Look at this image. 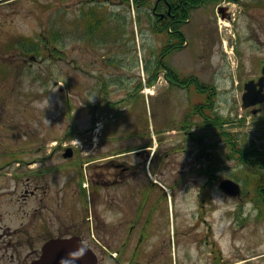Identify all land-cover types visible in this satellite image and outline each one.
<instances>
[{"label":"rangeland","instance_id":"obj_1","mask_svg":"<svg viewBox=\"0 0 264 264\" xmlns=\"http://www.w3.org/2000/svg\"><path fill=\"white\" fill-rule=\"evenodd\" d=\"M83 1L85 0H68L66 3L61 0H15L11 4L0 6V61L11 62L17 68L12 75L5 79L0 78V163L3 160H11L14 155L10 154V151L20 150L19 148L27 151L23 150L24 153L18 155L24 160H30L54 146L69 145L74 156L68 163L59 156L57 158V154L45 161L47 168L52 167V174L47 176V182L56 180L61 185L64 179H60V174L54 172H62L57 166L59 163L65 162L66 168L80 164L81 166L72 168L73 172L80 173L84 170L83 164H88V167L93 165L97 152H102L100 156L116 151L123 152L128 154L133 162L146 158L149 164L146 163L143 170H135L134 177L138 175L146 178L145 172L149 171L150 181L159 179L169 193L166 201L164 199V204L168 205L171 218L166 217L167 212L166 215L163 211L159 213L163 228L168 230L170 226L172 238V246L170 242L164 253L163 264H264V208L260 211L258 219L250 217L244 222V228L239 227L233 209L242 205L244 214H248L251 208L249 197L239 202L236 198L223 195L218 188V182L222 179L235 180V176H243L248 170L247 166L238 165L235 161L227 160L226 155H220V158L216 159L219 164L213 165L217 167L215 178H210L211 183L207 186L212 196V206H209V202L204 204V209L210 210L211 214H206L204 209L200 210L197 205L196 196L203 188L206 178L204 172H199L196 168H203L211 163L213 154H218L213 153V150L217 152L223 148L224 153L228 152L226 143L216 137L220 132L219 127L209 128L204 122L198 121V118H194L196 122L186 118L189 113L186 109L191 108L189 99L200 103L205 99L195 95L193 90L186 92L179 90L177 86L168 88L169 84L162 72L157 77L161 85L151 89L157 93L144 96L146 88L142 87L137 91L141 93L137 95L132 89L133 84L143 83L149 75L152 76L145 67L154 63L157 50L163 44L164 37L153 34L148 28L152 23L148 18V10L138 11L136 23L132 18L136 13L135 9L122 5L123 0H106L107 6L117 9V13H125L130 19L132 27L129 25L128 29L135 31L131 40L125 43L121 38V42H117L107 37L105 44L96 47L87 41H76L72 38L66 46L63 43V50L67 53L63 62L56 60L52 64H43L40 68L41 78L50 77V81L45 85H42L39 82L41 79L38 81L35 75L27 77L29 75L26 76L24 71L18 69L21 65L20 58L11 47L16 36L24 35L37 39L39 34L52 30L62 44V33L68 34L77 30V26L82 27L79 15L82 8H86ZM208 2L194 10L191 19L182 27L187 42L185 49L170 54L165 62L182 77L194 76L203 84H214L218 92L215 98L218 113L225 119L229 117L230 121L243 116L246 118L244 124L228 125L226 128L240 133L237 143L248 139L260 149L263 148L260 153H264V108L258 116L259 125L255 127L247 122L249 113H243L239 105L242 84L247 79L256 77L258 67L264 62V31L260 33L261 37H258L253 29V26L264 29V3L260 5L263 11L254 14V0H231L226 9L231 11L232 16L230 19H222L223 22L220 23L216 7L225 6L227 0L224 5L223 0ZM242 3H250L251 6L241 11ZM66 5L68 12L64 13L63 7ZM227 10L225 16L230 15ZM12 11L18 14L14 21L3 22L2 16ZM113 22L114 20H111V25ZM111 25L110 22L104 25L101 32L107 34ZM127 38L126 33L124 39ZM102 51L107 53L108 57L113 56L110 63L113 68L97 61L101 58ZM229 58L237 65L236 68H232ZM78 64L83 67L79 69L82 73L76 68ZM127 67L131 69L125 71ZM18 73L26 77L20 80ZM101 78L109 82L110 101H114V104L101 103L97 110L92 112L91 105L100 100ZM125 85L130 91L125 90ZM124 99L127 101H120ZM198 114L200 116V113ZM183 121L190 137L203 134L202 139L205 138L207 142L206 146L200 147L204 150L199 155V148L189 136L185 137L181 132ZM116 139L119 142H115ZM142 145L150 148L145 152L133 153L134 148ZM195 158L197 162L193 163ZM68 171L71 175V169ZM10 172L9 176L0 177V199L10 194L9 197L15 200L23 188L22 185L15 184L20 177L14 178ZM19 173L14 171L12 174L19 176ZM173 179L175 180L172 181ZM238 182L241 185V180ZM71 184L75 185L74 179ZM146 189L149 194H161L160 188L150 183ZM83 198V207L80 202L82 211L94 210V194L92 197L84 195ZM2 203L0 211L5 217L1 225L13 227L16 224V212L13 211L20 204ZM78 204L72 199L68 200L69 211L70 208L74 210ZM177 205L180 206V214L177 212ZM29 209L30 207L20 205V213ZM190 211H193L196 217L199 215V220L203 217L202 219L211 221L212 238L221 252L213 258L209 251L207 257L212 258V261L206 260L207 248L204 245H191L189 241H182L186 239L189 230L195 233L194 223L198 224L197 231L207 230L206 222H194L188 218ZM219 255L221 257H218Z\"/></svg>","mask_w":264,"mask_h":264},{"label":"flooded vegetation","instance_id":"obj_2","mask_svg":"<svg viewBox=\"0 0 264 264\" xmlns=\"http://www.w3.org/2000/svg\"><path fill=\"white\" fill-rule=\"evenodd\" d=\"M13 1L5 0L0 6ZM259 10L258 4L255 14ZM14 15L18 14L13 11L5 14L2 16L3 22L12 21ZM112 30L115 31L114 26L110 27ZM263 108L264 103L248 109L249 123L255 127L259 125L258 116ZM228 125L225 124L226 127ZM56 149L49 150L50 157ZM257 149L259 155H264L260 153L263 148ZM97 154L93 165L88 167L85 164V169L80 173L70 176L66 171L55 170V174H60V179H64L61 185L56 180L47 182L52 170L33 169L32 177L24 182L21 179L16 181L23 187L17 199H11L10 194L0 199L2 205L11 202L30 207L28 211L20 213L18 205L13 211L16 212L13 227L1 225L5 215L0 211V264H30L38 258L41 248L48 241L69 236L78 237L92 249L97 264H163L168 244L171 242L172 246L170 226L168 230L163 228L159 218L161 211L166 215L163 194L160 197L156 193H148L146 186L149 182L144 177H134L135 170L143 169L142 163L134 164L128 154ZM226 159L231 160L229 155ZM73 178L77 182L87 180V192L77 185L71 187L70 180ZM90 188L94 194L95 208L82 211L80 202L83 207V197H90ZM70 199L79 204L69 211L67 204ZM191 232L189 230V235L193 234ZM208 235H211L210 230H206L205 238Z\"/></svg>","mask_w":264,"mask_h":264},{"label":"trees","instance_id":"obj_3","mask_svg":"<svg viewBox=\"0 0 264 264\" xmlns=\"http://www.w3.org/2000/svg\"><path fill=\"white\" fill-rule=\"evenodd\" d=\"M134 2H141V4H146L147 0H135ZM165 3H168L170 5V13L162 20L157 19V26L153 28L154 32L164 33L165 35L166 43L160 50L162 56H166V54L182 48L184 44V36L181 31V26L186 21V19L189 18L191 11L203 4L204 0H159L157 6L164 7L166 6ZM30 43L28 44V48L24 53L40 54V51H42L43 48L38 44L35 45L36 43ZM41 43L45 46V40H41ZM48 52H52V50H45L41 53H45L46 55H48ZM158 69L165 70V76L169 83L178 84L182 87L187 88L188 90L197 91L202 97L206 99V105L195 106V108L193 109L195 113L204 115L205 111L208 112L213 108L215 91L212 86H207L206 84L201 83L194 76H179L165 64L156 61L155 70ZM153 80L149 79V83H151ZM204 122L212 126H215L217 125V123H219L214 118L208 121L204 119ZM226 136L229 141L234 138L230 133L226 134ZM236 147L237 144L232 143L228 152L224 153L223 149H220L218 154H213L211 163L206 166L204 173L207 174V176L211 179L215 178L217 167L213 165L214 163L219 164L216 159H219L220 155L222 154L226 156L229 155L231 159L241 161L245 164V166H247V172L244 173L243 176L235 178L243 181V188L247 191H254L255 189V191L260 195L258 196V201L262 202L264 201V155H259L258 149L254 146H244L241 148Z\"/></svg>","mask_w":264,"mask_h":264},{"label":"water","instance_id":"obj_4","mask_svg":"<svg viewBox=\"0 0 264 264\" xmlns=\"http://www.w3.org/2000/svg\"><path fill=\"white\" fill-rule=\"evenodd\" d=\"M262 74L263 77L259 79L258 83L249 81L245 84L244 88L247 92L242 96L243 108L264 101V94H261L260 90L253 89L257 84L262 86L260 81L264 80V67ZM220 188L230 196H239V185L231 180L221 181ZM31 264H96V257L90 249L75 237L53 239L42 247L40 258L34 260Z\"/></svg>","mask_w":264,"mask_h":264},{"label":"bare ground","instance_id":"obj_5","mask_svg":"<svg viewBox=\"0 0 264 264\" xmlns=\"http://www.w3.org/2000/svg\"><path fill=\"white\" fill-rule=\"evenodd\" d=\"M224 25H226V24H224ZM145 92L146 93H152V91L150 89H146Z\"/></svg>","mask_w":264,"mask_h":264}]
</instances>
